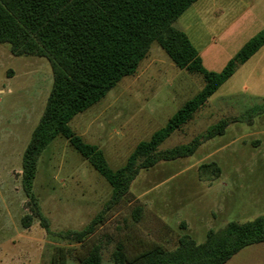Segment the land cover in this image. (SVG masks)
Here are the masks:
<instances>
[{
    "label": "rangeland",
    "instance_id": "1",
    "mask_svg": "<svg viewBox=\"0 0 264 264\" xmlns=\"http://www.w3.org/2000/svg\"><path fill=\"white\" fill-rule=\"evenodd\" d=\"M220 64L213 63V72L221 70ZM51 83L44 58L14 57L8 45L0 44V264H51L53 259L76 264L94 246L102 263L110 264L116 244L123 246L127 258L155 246L170 251L182 235L202 243L210 229L264 214L262 114L252 125L230 124L223 136L203 143L192 156L140 172L125 200L92 235L81 243L60 239L59 233L82 230L109 199L111 188L58 136L41 153L32 186L45 223L31 211L20 185L21 159ZM202 87L199 75L176 68L153 44L133 76L76 115L69 127L85 143L97 146L115 170L138 142L162 128ZM263 99L264 55L240 67L159 149L186 144L218 120L238 117ZM210 163L219 172L212 166L201 168ZM136 207L142 213L135 223L131 217ZM28 215L31 220L25 225ZM225 264H264V243L242 249Z\"/></svg>",
    "mask_w": 264,
    "mask_h": 264
},
{
    "label": "trees",
    "instance_id": "2",
    "mask_svg": "<svg viewBox=\"0 0 264 264\" xmlns=\"http://www.w3.org/2000/svg\"><path fill=\"white\" fill-rule=\"evenodd\" d=\"M197 0H0V44L9 46L14 57L44 58L52 83L41 116L22 154L20 185L35 217L45 223L32 186L41 153L58 136L107 182L109 199L80 231L58 234L64 241L81 243L102 224L108 212L129 194L140 172L162 162L192 156L205 142L223 136L233 123L252 125L264 114L261 104L242 115L218 120L186 144L160 150V145L190 122L208 99L253 54L264 45V29L249 39L220 72L202 66L201 59L186 35L174 22ZM156 44L179 70L199 75L203 87L186 101L148 140L138 142L118 169L111 170L102 151L85 143L69 127L71 120L102 100L123 78L133 76L139 64ZM215 163L202 165L201 168ZM141 207L132 212L138 222ZM31 216H25L27 225ZM264 243V214L246 222L230 221L206 232L202 243L188 235L177 240L173 250L155 246L127 258L116 244L110 264H225L242 249ZM51 264H71L53 259ZM76 264H103L100 249L94 246Z\"/></svg>",
    "mask_w": 264,
    "mask_h": 264
},
{
    "label": "crops",
    "instance_id": "3",
    "mask_svg": "<svg viewBox=\"0 0 264 264\" xmlns=\"http://www.w3.org/2000/svg\"><path fill=\"white\" fill-rule=\"evenodd\" d=\"M173 27L186 35L206 70L213 72L214 62H220L222 70L249 39L264 29V0H197ZM263 55L264 45L240 67Z\"/></svg>",
    "mask_w": 264,
    "mask_h": 264
}]
</instances>
